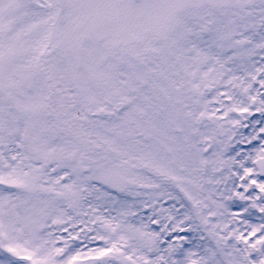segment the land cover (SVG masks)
Wrapping results in <instances>:
<instances>
[{
	"label": "snow or ice",
	"instance_id": "snow-or-ice-1",
	"mask_svg": "<svg viewBox=\"0 0 264 264\" xmlns=\"http://www.w3.org/2000/svg\"><path fill=\"white\" fill-rule=\"evenodd\" d=\"M0 264H264V0H0Z\"/></svg>",
	"mask_w": 264,
	"mask_h": 264
},
{
	"label": "flooded vegetation",
	"instance_id": "flooded-vegetation-1",
	"mask_svg": "<svg viewBox=\"0 0 264 264\" xmlns=\"http://www.w3.org/2000/svg\"><path fill=\"white\" fill-rule=\"evenodd\" d=\"M227 102V101H226ZM219 114V113H218ZM259 118V115L257 114L255 117H252L251 119H258ZM242 131H244V132H250L251 130L250 129H243ZM247 147H250V146H247ZM247 147L245 148V150H247ZM258 215L259 214H257V217L256 218H253V222H256V223H258L259 222V220H258ZM66 235V234H65Z\"/></svg>",
	"mask_w": 264,
	"mask_h": 264
}]
</instances>
